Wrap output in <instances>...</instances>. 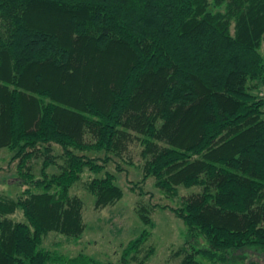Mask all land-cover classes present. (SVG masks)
Masks as SVG:
<instances>
[{"label": "trees", "instance_id": "1", "mask_svg": "<svg viewBox=\"0 0 264 264\" xmlns=\"http://www.w3.org/2000/svg\"><path fill=\"white\" fill-rule=\"evenodd\" d=\"M263 42L264 0H0V150L19 159L27 186L0 196V264L61 259L43 236L84 231L74 182L135 139L142 180L174 194L200 188L173 208L187 228L181 264L264 252ZM53 144L66 159L58 174L46 171ZM42 154L35 176L28 161ZM89 188L99 207L123 195L110 171ZM16 208L26 220L8 217ZM68 261L102 264L84 253Z\"/></svg>", "mask_w": 264, "mask_h": 264}, {"label": "rangeland", "instance_id": "2", "mask_svg": "<svg viewBox=\"0 0 264 264\" xmlns=\"http://www.w3.org/2000/svg\"><path fill=\"white\" fill-rule=\"evenodd\" d=\"M261 52L264 55V42ZM257 92L264 95V86L258 87ZM53 145L55 148L51 147L49 153L53 162L46 167V171L58 174L66 159L63 149L57 144ZM142 149L139 140L135 139L122 155L112 154L104 171L94 173L86 169L74 182L70 192L83 202L84 231L79 238L57 230L45 233L42 247L62 257L50 264H69L68 260L80 253L102 264H181L189 250L187 228L173 208L182 205L186 197L199 192L200 188L180 186L174 194L160 188L153 176L142 180L145 164ZM84 153L100 157L106 155L104 151ZM12 155L8 148L0 150V196L17 199L27 186L23 185L17 171L19 159H12ZM46 159L48 156L42 154L28 161L35 176L42 173ZM105 171L114 174L115 183L120 186L123 195L114 204L99 207L89 186L93 178L104 176ZM8 217L15 221L26 220L20 208H16ZM143 231L147 232L146 240H140L138 250L125 254L129 242L142 235ZM234 255L237 258L235 264H264V252L261 251L245 249ZM199 258L202 259L200 255Z\"/></svg>", "mask_w": 264, "mask_h": 264}]
</instances>
